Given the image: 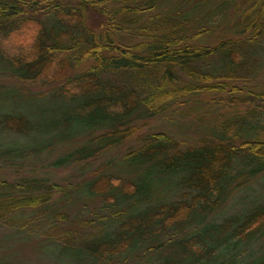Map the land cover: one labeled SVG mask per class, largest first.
<instances>
[{"label": "trees", "instance_id": "obj_1", "mask_svg": "<svg viewBox=\"0 0 264 264\" xmlns=\"http://www.w3.org/2000/svg\"><path fill=\"white\" fill-rule=\"evenodd\" d=\"M214 23L223 36L206 43ZM263 37L264 0H0V73L15 82L0 84V127L20 135L0 139V169L15 174L0 175V227L57 243V264H264V200L215 211L234 179L264 172V84L250 60ZM193 101L244 110L184 146L138 132ZM134 135L81 177L34 170H84Z\"/></svg>", "mask_w": 264, "mask_h": 264}, {"label": "rangeland", "instance_id": "obj_2", "mask_svg": "<svg viewBox=\"0 0 264 264\" xmlns=\"http://www.w3.org/2000/svg\"><path fill=\"white\" fill-rule=\"evenodd\" d=\"M209 26L211 29L201 37L204 42L212 43L222 38L223 35L217 23L210 24ZM261 43L263 44L262 46H257L260 52L259 55L253 56L250 60L252 62L251 67L259 65L260 61V76L258 77V81L260 84H264V37L261 39ZM247 63L248 62L245 61L244 66H247ZM246 68V70L252 69H250L249 66ZM6 73L7 72L0 73V84H3L4 86L11 84L13 85L15 82L12 81V79H10V77H8L9 75ZM206 96L208 97L209 93L198 94V97L201 100H206L204 99ZM3 100L4 99L0 97V107L2 106ZM243 110L244 109H241V106L221 107L216 104L213 105V103L203 105L197 101H193L191 104H186V106H183V108H180L179 110L172 112L169 111L165 114L146 120L141 124L138 132L140 134H144L148 131L162 130L178 138L180 140L181 146H184L186 144L196 142L199 137L204 135L203 131L207 130L213 125L212 123L214 121L218 119L220 120L230 118L234 111L242 113ZM208 135L210 136L211 134L209 133ZM19 136L10 131L3 130L0 127V139L8 140ZM83 138V135H79L77 137L65 140L63 144L68 147L69 145H73L74 142L80 141ZM238 140L239 139H236L235 141ZM138 142L139 140H137L136 135L128 138L126 142L119 145L118 147L109 148L103 154L98 156V158L89 160L88 166L84 168V170H81L83 165L81 167L78 165H68L65 167L50 168L45 166L43 161L38 160V162L36 161L34 163L35 165L33 166H35L34 170L40 175L50 176L55 179L59 177L70 176L78 178L83 175L82 172L85 170L97 166L99 163L103 162L111 155H115L117 152H123L129 147L137 145ZM58 150L59 147L54 151H45V157L50 160V158L57 154ZM121 168L123 169L124 166L119 164L118 169ZM0 175L7 178H12L15 176V174L5 171L3 172L1 169ZM239 181H242V179L237 178L234 179L232 183H230L228 196L226 197L225 201L222 202V204L215 210L220 216L236 212L242 209L244 206H249L264 200V172H261L254 177H250L247 182L238 186ZM47 241L48 238L46 240V238L38 237V234L35 231H19L14 229V227L2 226L0 227V264H57V259L52 256H54L53 254L58 251L59 245L54 242L49 244ZM258 241H261V239Z\"/></svg>", "mask_w": 264, "mask_h": 264}, {"label": "clouds", "instance_id": "obj_3", "mask_svg": "<svg viewBox=\"0 0 264 264\" xmlns=\"http://www.w3.org/2000/svg\"><path fill=\"white\" fill-rule=\"evenodd\" d=\"M38 33L37 32H32L29 35H27L24 39L18 41V43L24 44L26 47L32 45L35 43V37ZM5 46L7 47L9 45V40L3 41ZM11 55H17L18 53L16 52L15 49H13L10 53Z\"/></svg>", "mask_w": 264, "mask_h": 264}]
</instances>
